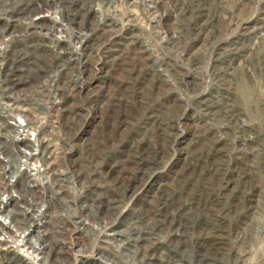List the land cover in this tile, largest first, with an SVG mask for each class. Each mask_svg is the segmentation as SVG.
<instances>
[{
	"label": "rangeland",
	"instance_id": "rangeland-1",
	"mask_svg": "<svg viewBox=\"0 0 264 264\" xmlns=\"http://www.w3.org/2000/svg\"><path fill=\"white\" fill-rule=\"evenodd\" d=\"M0 8V118L35 144L0 154V207L49 264H264V0ZM7 210L0 264H36Z\"/></svg>",
	"mask_w": 264,
	"mask_h": 264
},
{
	"label": "bare ground",
	"instance_id": "bare-ground-1",
	"mask_svg": "<svg viewBox=\"0 0 264 264\" xmlns=\"http://www.w3.org/2000/svg\"><path fill=\"white\" fill-rule=\"evenodd\" d=\"M3 4V3H2ZM47 4H48V2H47ZM4 5V4H3ZM40 6V5H39ZM39 6H37V4H36V6H35V9H39ZM29 7H30V4H29ZM1 8H3V6L1 7ZM0 8V9H1ZM26 8V7H25ZM24 8V9H25ZM33 8H34V6H32L31 8H29V13H31V12H33ZM12 11H14V10H12ZM17 11V10H16ZM36 15V14H35ZM40 15V14H39ZM41 16V15H40ZM36 17H37V15H36ZM34 18V22H32L33 24H35L36 26L39 24L40 25V23H39V21H36V19L37 18ZM42 25V24H41ZM3 30V29H2ZM2 30H0V32L2 31ZM82 36V30H81V28L79 29V31H77V35H76V37L78 38V37H81ZM5 52V51H4ZM3 52V53H4ZM67 53V52H66ZM58 56H59V58L60 57H62V52H60L59 54H58ZM60 62H64L63 64H60L59 65V68H60V70L61 71H63V70H67L68 69V62L67 61H59V63ZM9 67V66H8ZM12 67V66H11ZM8 70H10V69H8ZM70 70V68L68 69V71ZM11 71V70H10ZM13 72V71H12ZM7 80H8V78H7ZM6 80V81H7ZM10 80H12V78L10 79ZM16 82L14 81V80H12V81H10L9 83H8V86H7V89L8 90H12L14 87L16 88L17 86H16ZM7 90V91H8ZM2 114H0V116H1ZM2 117V116H1ZM0 121H4V122H0V139H2V137L4 138V141H2L1 142V144H0V154H3V153H6V151L8 152V148L6 149L5 147H8V143L10 144V142H13L14 144H15V142H18L20 145H21V148L19 149V153L20 154H23L24 155V149L26 148H28V149H34L35 148V144H33V143H31V142H29V141H25L24 140V138L23 137H21L20 136V133L17 131V129L19 128V127H16L15 128V126L14 125H12V124H9V122H5V119L4 118H0ZM155 121V120H154ZM24 122V121H23ZM22 122V123H23ZM161 122V121H160ZM22 123H19V124H22ZM17 124V123H16ZM30 124L32 125V123L31 122H29V123H27V125H22L23 126V128L25 127L26 129H25V131H27L28 132V126H30ZM156 128V127H155ZM26 134V133H25ZM25 154H28V153H25ZM42 154V153H41ZM29 155H31V154H29ZM33 155H35V154H32V156ZM26 157V156H25ZM28 157V156H27ZM29 158V157H28ZM27 158V159H28ZM42 158H44V157H42ZM44 160V159H43ZM14 161V158L12 157V161L10 162L9 160H7V163L6 164H4L2 167H3V175H6L8 172H12L13 174H14V178H16V180L18 181L17 182V184L16 185H14V187L12 186V185H10V184H5L4 183V187L5 188H3L4 189V191H5V189H6V191L9 189L10 190V192H12V193H14L13 192V190L15 189V188H18L20 191H21V189L23 188V184H22V180L25 178V177H27V176H25L24 174V172H22L21 171V166H19V165H17L16 163H15V166H16V169L14 168V166H12V162ZM30 171V170H29ZM57 181V180H56ZM9 183V182H8ZM12 184V183H11ZM53 186V185H52ZM51 187V186H50ZM5 194V193H4ZM13 196V195H12ZM16 196V195H15ZM18 196V195H17ZM2 197V196H1ZM6 197V196H5ZM22 197V196H21ZM19 198V197H18ZM41 198V197H40ZM28 199V198H27ZM169 199V198H168ZM4 198H1V201L4 203ZM9 200H11L10 198H9ZM16 201V200H15ZM172 202V201H171ZM30 203V202H29ZM166 203V202H165ZM169 203V202H168ZM4 204H6V203H4ZM18 204V203H17ZM34 204V203H33ZM12 205H13V210H7L6 209V207H9L10 206V204L9 205H6V207L4 208V207H0V212H5V210H7L6 212L7 213H9V216H11V215H16V217L17 218H14V225H21V224H23V221H24V219L22 218V216L21 215H23V216H26L28 219H29V223H30V225H29V229L27 228V230L25 231V234L22 236H20V237H22V239L21 240H23L24 241V243L23 244H18V248H19V251H21V252H24V254L26 255V256H28L30 259L32 258L33 260H34V262L36 263V264H40L41 262H43V264H49V258H48V256L46 257V256H42V254H44L45 252L44 251H46L45 250V244H43V243H41V242H34L33 244H32V242H30L28 239H27V235H29L31 232H34L35 231V229H39L40 227H38V225H41V224H38L37 223V225H35V224H33L32 223V216H31V214H30V212H27V211H23V210H21V209H24L23 208V206H20L21 207V209L20 208H17L16 209V204H14V203H12ZM163 205V204H162ZM165 205V204H164ZM169 205V204H168ZM29 208V207H28ZM33 208V207H32ZM35 209V208H34ZM39 209V208H38ZM27 210V209H26ZM29 210V209H28ZM31 210V209H30ZM39 211V210H38ZM28 216H30V217H28ZM34 216V215H33ZM19 217H21V218H19ZM0 222L1 223H3L6 227H11L10 226V224H9V222L7 221L6 222V220H5V222H4V220H2V218H0ZM23 226V225H22ZM26 227H28V225L26 226ZM147 229V228H146ZM40 230V229H39ZM20 231V230H19ZM140 233V232H139ZM155 233V232H154ZM22 234V233H21ZM38 234V233H37ZM141 234V233H140ZM113 235H115V234H113ZM131 236V235H130ZM152 236V235H151ZM1 237V236H0ZM32 238V237H31ZM130 238H132V236L130 237ZM141 238H143V236L141 237ZM147 241H148V237L146 236V237H144ZM150 239V238H149ZM20 240V239H19ZM110 240H113V239H104L103 240V242L104 243H113V242H111ZM152 240V239H151ZM125 241V240H124ZM134 243V242H133ZM137 244V239H135V243L133 244V245H136ZM125 247V246H124ZM127 248V247H126ZM50 249V248H49ZM101 257V256H100ZM18 258V257H17ZM16 257H14V256H10L9 258H5V260H6V263L7 264H28V263H26L27 261H25L24 263H21V262H19L18 261V259L20 260L21 258H18L17 259ZM17 259V260H16ZM20 261H24V260H20ZM2 263V262H1ZM108 264H110V263H108Z\"/></svg>",
	"mask_w": 264,
	"mask_h": 264
},
{
	"label": "built area",
	"instance_id": "built-area-1",
	"mask_svg": "<svg viewBox=\"0 0 264 264\" xmlns=\"http://www.w3.org/2000/svg\"><path fill=\"white\" fill-rule=\"evenodd\" d=\"M8 120H9V119H8ZM21 170H22V169H21ZM32 174H33V173H31V174H27V173H26V175H28V176H29V175H32ZM14 179H15V178H14ZM28 179H29V178H28ZM12 182H15V180L12 181ZM29 182H31V180H29L28 183H29ZM29 184H30V183H29ZM27 187H29V186H27ZM32 187H33V186L31 185L29 188H32ZM32 189H33V188H32ZM33 190H34V189H33ZM33 239H35V238H33ZM35 240H36V239H35ZM36 241H37V240H36ZM17 247H18V246H17ZM16 250H17V249H16ZM27 257H28V256H27ZM21 259H22V258H21Z\"/></svg>",
	"mask_w": 264,
	"mask_h": 264
}]
</instances>
